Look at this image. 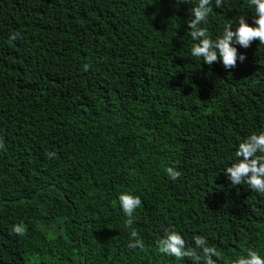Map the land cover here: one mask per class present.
Listing matches in <instances>:
<instances>
[{"label":"trees","instance_id":"1","mask_svg":"<svg viewBox=\"0 0 264 264\" xmlns=\"http://www.w3.org/2000/svg\"><path fill=\"white\" fill-rule=\"evenodd\" d=\"M196 2L0 0V264H194L158 252L169 228L206 237L217 264L264 257V194L224 174L264 131V44L234 45L233 69L204 64ZM241 14L255 26L248 0L202 26L215 40ZM122 192L143 201V249L128 247Z\"/></svg>","mask_w":264,"mask_h":264},{"label":"clouds","instance_id":"2","mask_svg":"<svg viewBox=\"0 0 264 264\" xmlns=\"http://www.w3.org/2000/svg\"><path fill=\"white\" fill-rule=\"evenodd\" d=\"M192 0H177V4L191 3ZM225 4V0H197L191 8L192 19L187 22L188 34L195 41L191 47V55L197 59L202 58L203 63L212 66L214 62L221 61L223 67L233 69L237 66V61L243 62L246 59L244 54H238L234 45H239L245 49L249 48L253 41L264 44V0H248L249 7L254 9V25L246 22V16L241 14L234 21L226 23L223 32L213 40L205 25L208 23L214 7L219 9ZM238 22V26L233 27V23ZM19 32H13L8 39L11 45L20 38ZM88 66L85 65V70ZM4 148V143L0 140V149ZM49 158H55V152H48ZM238 160L231 166L224 169V174L234 186L247 185L251 191L264 194V131L253 132L241 143L235 153ZM169 179L175 181L182 173L175 167L165 169ZM119 205L127 219L125 227L130 228L129 248L143 249L144 242L136 228L133 227L137 217L134 216L136 210L143 205L139 196L131 192H122L118 197ZM26 225L23 222L14 224L10 234L24 236ZM194 246H189L184 237L174 228L165 231L163 238L157 242L158 252L176 260L191 258L194 264H217L221 257V252L216 246H210L209 241L203 235L193 236ZM215 258V259H214ZM230 264H264V257L257 251L247 249V255H241Z\"/></svg>","mask_w":264,"mask_h":264}]
</instances>
